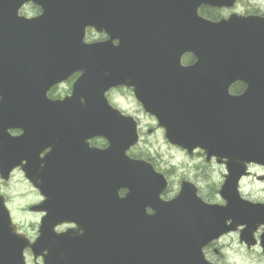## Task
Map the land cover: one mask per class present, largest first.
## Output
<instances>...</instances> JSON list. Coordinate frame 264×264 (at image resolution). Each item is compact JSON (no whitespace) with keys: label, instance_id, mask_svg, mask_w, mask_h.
<instances>
[{"label":"water","instance_id":"obj_1","mask_svg":"<svg viewBox=\"0 0 264 264\" xmlns=\"http://www.w3.org/2000/svg\"><path fill=\"white\" fill-rule=\"evenodd\" d=\"M28 1L42 13L20 15ZM234 1L0 0V175L8 178L25 158L27 177L35 182L38 170L47 191L31 207L46 211L33 241L17 231L0 195V264H26L27 248L43 264H211L206 243L264 217V204L237 192L246 163L264 165V18L212 21L197 13L201 4ZM88 25L110 38L86 43ZM188 51L196 60L182 65ZM75 71L81 74L70 96L46 97ZM236 81L246 86L231 94ZM118 84L134 86L170 142L226 158V205L202 201L186 183L171 200L160 198L163 176L126 155L138 138L136 123L104 95ZM8 127L24 133L10 136ZM94 135L109 145L83 147L82 159L78 141ZM122 187L128 191L121 197ZM64 221L78 228L56 232Z\"/></svg>","mask_w":264,"mask_h":264},{"label":"rangeland","instance_id":"obj_2","mask_svg":"<svg viewBox=\"0 0 264 264\" xmlns=\"http://www.w3.org/2000/svg\"><path fill=\"white\" fill-rule=\"evenodd\" d=\"M252 7H260L264 9V0H251ZM241 4L246 0H239ZM251 7V4H247ZM27 14H34L33 6L23 9ZM22 10V13H24ZM32 12V13H31ZM227 16V15H226ZM225 16V17H226ZM69 85L67 82L56 86L52 91L53 97H60L68 93ZM113 101L117 106L125 108L130 115L140 119L143 128L153 124V120L146 114L139 103L131 97L128 91H123L115 95ZM143 142L137 151L144 156L152 157L156 164L163 170L166 169L174 175V181L188 179L197 184L199 193L202 198L210 202H222L218 195V189L225 175L224 166L217 162H203L197 157L188 156L186 153L168 146L167 140L164 138L161 130H154L147 133L144 130ZM142 141V140H141ZM166 171L168 174H170ZM163 172V171H162ZM264 169L261 166L251 168V174L244 179L241 187V195L253 201H264V190L262 184V175ZM20 172H15L8 180L1 182L0 193L6 199L11 210L12 218L17 224L18 230L25 233L29 238L34 239L37 236L39 227L40 213L29 210V205L38 201L37 195L33 190V186L22 178ZM64 230V229H62ZM225 239L226 243L222 247V263L223 264H261L263 261V253L260 248L247 249L237 238V233ZM27 264H42L40 258L35 262L30 252L26 251Z\"/></svg>","mask_w":264,"mask_h":264},{"label":"flooded vegetation","instance_id":"obj_3","mask_svg":"<svg viewBox=\"0 0 264 264\" xmlns=\"http://www.w3.org/2000/svg\"><path fill=\"white\" fill-rule=\"evenodd\" d=\"M247 4H251V7L250 6H247ZM33 6V11L35 12L34 14L32 15H38L41 13V8L39 5L37 4H34V3H30V4H27L23 7V9L28 6ZM22 9V10H23ZM24 14L27 15V16H32L30 13L27 14L28 12L24 11ZM198 12L205 16V17H208L210 19H213V20H217V19H221V18H224L226 15L228 16L230 13H238V14H258V15H261V16H264V9L263 8H260V7H252V1L251 0H246V3H243L241 4L239 2V0H237L236 4L233 6V7H215V6H210V5H200L199 8H198ZM32 13V12H31ZM108 38V35L107 33L105 32V30H99V31H95L93 28L91 27H88L87 28V33H86V39L88 41H92V40H97V41H105L106 39ZM118 39H114L113 42L114 43H118ZM195 60V57L194 55L191 53V52H185L183 55H182V63L187 65V64H190L192 62H194ZM78 75V73H75L73 75H71L68 80L66 81L67 84L69 85V90H68V93L70 92V88H71V84L73 82V80L76 78V76ZM65 83V82H64ZM63 84L62 83H59L57 85H54L52 86L47 92V98L49 99H52V100H56L58 98H61L62 96L60 97H53V93L52 91L54 90V88L56 86H59ZM244 87V83H241V89H243ZM240 89V90H241ZM239 90V91H240ZM123 91H128L131 95V97L133 98V100H135L137 103H139V105L141 106V102L137 99L136 97V94H135V90L133 87L131 86H126V85H118V86H114V87H110L106 92V96L109 100V102L115 106V107H118L123 113L125 114H129V112H126L125 108H122L120 106H117V104H115L113 101L114 100V97L116 94L118 93H121ZM67 94V93H66ZM81 101H83V99H81ZM143 110V109H142ZM146 113V112H145ZM148 114V113H146ZM148 116L153 120V124H155V126H151L148 125V126H145V128H143L140 124V119L138 117L137 118V122H138V130H139V134H140V141L131 146L127 151V155L130 157V158H139V159H144L150 163H152V165L154 166V168L156 169V171L160 172V173H163L166 177V179L168 180V185L164 188L163 190V193H162V197L164 199H170L172 197H174L179 188H180V185L183 181H190L192 183H194L193 181L191 180H188V179H181V180H176L174 181V175H172V173L166 169H162L160 168V166H158L156 164V162H152L154 160H152L153 158L150 157V156H144V154H142V150H141V153L139 151H137V147H140V143L143 142V133H144V130L147 132V133H152L154 130H161L163 136H164V130L163 128H161L157 122H156V118L151 115V114H148ZM23 129L22 128H19V127H9L8 128V133L11 135V136H16V135H21L23 133ZM166 139V138H165ZM142 140V141H141ZM167 140V139H166ZM41 142V140H39ZM46 141V139H45ZM55 141H57V139H55ZM39 142V143H40ZM79 143H81V146L79 145ZM167 143H168V146L170 148H175L179 151H182L183 153H186L188 156H192V157H197L199 159H202L203 162L207 163V162H218V160L213 157V156H210V155H207L204 151H202L201 149H198V148H195L193 149L192 151H188L187 149L181 147V146H178V145H175V144H172L170 143L168 140H167ZM109 145V142L108 140L103 136V135H94V136H87L85 137L84 139L82 140H79L78 141V145H77V149L80 151V155L83 159V152L84 149L83 147H87L91 150H103L105 149L107 146ZM24 150V148H22ZM83 149V150H82ZM51 150V146L50 145H47L45 147H43L41 150H40V154H39V157H43L47 152H49ZM84 161V160H83ZM219 163V162H218ZM221 165H223V163H219ZM26 165H30L25 158L21 159L20 160V163L19 165L11 172V176L15 173V172H20L22 174V178L24 180H27L32 186H33V190L35 192V194L37 195V198H38V201L34 202V204H38V203H42V201L45 199V194L44 192H47L46 191V187L42 184V180L40 178H38V174L40 173L38 170L35 171V174L37 176V179H36V182L39 186L37 185H34L24 174V167ZM38 165H40V162L38 163ZM41 165H43V163L41 162ZM224 166V165H223ZM252 166V165H251ZM163 171V172H162ZM166 171H168L170 174H168ZM1 179V182H4L6 180ZM195 186H197L196 183H194ZM41 185V187H40ZM0 189H1V184H0ZM89 189H86V193L88 194L89 193ZM119 194L120 195H124L125 192H126V189L125 188H121L119 189ZM197 192L198 194L199 193V188L197 186ZM6 199V197H5ZM206 199V198H205ZM31 205H29L28 207H30ZM149 211H151L150 208H148ZM37 213H40V217L44 214L43 211H36ZM69 227H74V224L73 223H62L61 225H58L57 226V229L58 230H62V229H65V228H69ZM231 234V237H233L232 233ZM262 236L264 237V223L263 224H260L256 227L255 231L253 232V238L255 240V244L254 245H248L246 244L245 242L243 241H240L239 239V236H238V233H237V238H238V241L243 245L245 246L247 249H251V248H260L261 252H262V249H261V238ZM226 241H225V236L219 238L218 240L216 241H211L209 243H207L204 248H203V252L205 254V257L212 263L214 264H223L222 263V258H221V253H222V247L225 245ZM263 253V252H262ZM264 255V253H263ZM253 264V263H251ZM261 264H264V257H263V261Z\"/></svg>","mask_w":264,"mask_h":264},{"label":"trees","instance_id":"obj_4","mask_svg":"<svg viewBox=\"0 0 264 264\" xmlns=\"http://www.w3.org/2000/svg\"><path fill=\"white\" fill-rule=\"evenodd\" d=\"M240 88H241V85L240 84L237 83V84L234 85V90L235 91L240 90Z\"/></svg>","mask_w":264,"mask_h":264}]
</instances>
